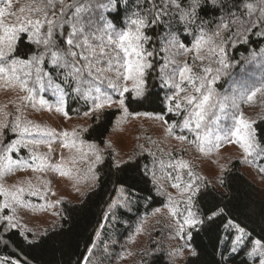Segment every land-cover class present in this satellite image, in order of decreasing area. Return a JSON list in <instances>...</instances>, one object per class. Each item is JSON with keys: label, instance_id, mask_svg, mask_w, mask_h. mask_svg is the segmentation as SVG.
<instances>
[{"label": "trees", "instance_id": "16d2710c", "mask_svg": "<svg viewBox=\"0 0 264 264\" xmlns=\"http://www.w3.org/2000/svg\"><path fill=\"white\" fill-rule=\"evenodd\" d=\"M25 2L23 8L27 9L38 3V0ZM118 2L119 10L116 9L117 0H64L66 5L76 4L81 7L83 9L81 18L91 19L101 33L111 31L113 28L116 31L129 29L134 31L135 26L131 24V19L135 18L132 16L134 12H138L149 21L157 14L161 16L156 23L141 29L146 36L151 37L144 47L155 53L146 58L151 67L144 68L141 77L142 94L137 97L134 91H129L123 96L114 95L115 100L111 104L115 108L107 105L102 109H96L95 104L99 98L94 99L95 96L88 98V94H94L95 86L102 87L103 92L107 90L105 88L109 85L107 81L103 79L101 83L87 77L85 72L86 81L78 82L69 76L71 68L54 70L50 55H45L44 63L40 67L48 76L43 77L45 93H42V96L52 101L55 90L61 92L64 96V115L74 122L88 121L85 127H78L77 134L83 142L95 146L101 160L95 169L94 187L87 191L80 201L62 204L58 226L32 237L8 222L0 221V264H82L117 190L123 189L128 206L114 212V221H107L111 228L105 227L102 236L103 242L108 245L114 239L117 240V245L111 248L113 264V259L118 257L119 253H124L126 248L129 250L137 228L143 225L145 218L170 204L169 197L160 190L155 181V174L158 172L152 169L154 165H151V162L154 161L150 155L137 151L129 155L125 161H121L107 148L106 141L121 113L130 118H157L174 131H178L177 127L181 125L182 117L174 109L175 106L172 104L174 90L170 86L165 87L166 81L162 72L166 65L169 66L165 45L172 38L186 48H190L202 36L204 39L213 37L215 43H210L213 45L211 47L222 43L229 67L222 70L219 80L215 82V89L218 91L223 90L226 85L236 86L238 80H243L247 74L255 71L257 66L262 67L259 77L252 80L253 84L247 91L257 92L260 112L258 115L261 116L253 121L251 128L254 133L255 153L246 159L253 161L255 155H258L259 159L255 165L246 162L255 169H262L261 175L264 176V20L257 19L264 8V0H202L194 23H187L181 19L180 9L175 7L172 0H118ZM177 2L186 6L188 0ZM248 5H252L251 12ZM72 11L75 12V9ZM24 13L29 15L27 10ZM253 21L255 27L251 26ZM217 29L218 36L214 35ZM68 31H71V27L66 25L65 36ZM19 37L15 44V57L27 60L32 54L44 51L42 44L35 43L36 37L29 38L27 33H21ZM59 43L61 47H66L62 39ZM218 58L219 55L216 56V59ZM187 65L195 73L202 74L196 63ZM199 65L203 68L209 66V59H204ZM211 66L214 70L219 67L215 62ZM31 71L33 75L30 80L37 84L35 71L34 69ZM49 79L52 80L53 87L48 86ZM69 79H72L71 84L68 82ZM57 83L61 85L63 91L54 87ZM78 87L79 92L76 91ZM100 98L98 103L101 104L105 97L101 95ZM121 99L125 101L123 108L119 104ZM14 134L5 129L0 144L2 150L9 144ZM240 158L226 166L221 177L212 183L198 174L195 175L198 191L191 196V205H183L181 208L190 210L200 222L187 228L184 233V248L189 252L181 264H255L247 258L243 250L231 252L229 244L232 237L231 228L228 226L230 222L243 229L250 238L264 244V191L242 172L243 166H249ZM192 170L195 171V168ZM184 198L185 201L181 203L186 202L187 195ZM170 228L168 224L157 223L149 229L144 244L135 245L134 262L131 264H173Z\"/></svg>", "mask_w": 264, "mask_h": 264}, {"label": "rangeland", "instance_id": "374dc122", "mask_svg": "<svg viewBox=\"0 0 264 264\" xmlns=\"http://www.w3.org/2000/svg\"><path fill=\"white\" fill-rule=\"evenodd\" d=\"M25 1L12 0V10L16 12L17 16L21 15L19 10L23 8ZM23 16L26 17L27 14L23 13ZM3 20L9 25L17 23L16 16H5ZM0 35L3 33L0 32ZM205 40L207 39L205 38ZM196 42L190 48H180L175 40L174 43L172 40L167 41L165 45L169 66L164 64L165 67L162 71L164 74H162L166 81L165 87L167 85L174 90L172 96L174 106L180 102L186 107L185 92L180 91L177 94L175 87L176 84L181 83L179 69L183 68L185 63L189 65L196 63V67L202 70L203 66L199 65L201 62L199 57L210 56L208 49L213 45L202 42L200 49L197 50ZM261 71L262 67L257 66L255 71L247 74L243 80H238L236 86L226 85L221 91L215 89L214 83L212 85V103L215 107L208 109L200 129H196L195 118L190 116L189 111H185V107L174 108L182 117V123L177 127V132L160 119L130 118L125 113H121L106 141L107 148L111 149L121 161H125L129 155L137 151L150 155L155 162H151V165H154L151 168L158 172L155 174V181L160 190L169 197L170 204L145 218L143 225L137 228L129 250L126 248L124 253H119L118 257L120 258H114L113 264L134 262L135 245H143L148 230L157 223H165L171 227L172 261L173 264H181L186 253L189 252L187 248H184L183 237L187 228L190 227L184 224L188 210L181 208L187 203H181V201H185V198L183 199L185 195H187V199L191 195V193H183V185L192 182L193 179L195 181L196 174L212 183L221 177L226 166L241 157L244 164L249 166H243L242 172L264 191L262 169H255L246 162L254 165L258 162V155H255L254 159L252 158L253 161L247 160L254 155V147L251 149V154H245L239 146L237 138L231 135L232 131L240 127L237 124L239 119L242 118L252 128L253 121L261 116V114L258 115L257 92L254 91L255 95L251 100L248 99V96L252 92L247 93L253 84L252 80L257 79ZM23 72V69L18 67V75L25 78ZM100 75L109 84L105 86L107 90L103 92L102 87L95 86L99 87L100 91L97 92L95 89L94 94H88V98L95 96L94 99H101L100 97L103 95L105 98L101 104H106L105 101L108 99L111 102L115 100L114 95L120 94L124 86H127L130 92L133 91V81L125 82L122 76H117L116 72L104 71ZM26 79H28L27 89L29 90H22L19 82H9V74H0V144L2 133L6 128L9 132L15 133L10 138L9 144L13 140L21 139L24 127L29 129L39 127L53 135H44L34 130L30 133H23L25 141L38 142L18 144V150H13L11 153L7 152V146L4 150L0 146V169H3V174L0 175V190H2L0 191V221L9 223L5 217L11 216V226L15 225L14 227L23 233L37 237L60 224L63 203L80 201L84 194L94 187L98 152L95 146L90 148L89 145L92 144L83 142L77 134L78 127H85L88 121L74 122L64 115L63 94L55 90L51 98L54 100L48 101L50 99L42 96V93L45 92L41 90L40 85L35 84L34 81L32 83L30 78ZM112 84L117 87L113 88ZM141 85L140 77V88ZM181 87L184 88L186 85H181ZM187 87V94H192L190 86ZM82 93L84 94V91ZM107 105L114 106L110 103L99 109ZM221 105L223 106L222 110ZM58 108L61 111H57ZM186 119L189 120L187 127L184 124ZM16 125L19 127L17 128ZM14 128L15 131H13ZM65 132L69 133L68 137L62 135ZM180 136L185 139L180 140L178 138ZM198 137L202 139H198ZM65 144L68 146L65 147ZM201 146L204 151L200 150ZM9 157H11V161ZM178 162L186 163L188 168H178ZM192 168H195V171ZM189 171L193 173V177H189ZM177 176L180 177L179 181L176 179ZM177 183L182 185L180 189L173 187ZM19 189H23V192H20ZM33 192L36 194L33 195ZM4 193H9V195L6 196ZM11 193L18 195L19 202H13ZM5 202L9 203V208H3ZM127 206L123 189H118L82 264H111V248L117 245V240L114 239L109 245L103 242V231L106 229L105 227L111 228L107 221H114V212L117 209H126ZM228 226L232 231L229 243L230 251L236 253L243 250L248 259L258 264V256H249L248 253L258 247L254 242L259 240L250 238L245 231L240 233L239 229L241 228L232 223H229ZM238 236L243 237L242 243L236 242ZM260 244L264 245L261 242ZM234 247L235 251H233Z\"/></svg>", "mask_w": 264, "mask_h": 264}, {"label": "snow or ice", "instance_id": "6c2138e0", "mask_svg": "<svg viewBox=\"0 0 264 264\" xmlns=\"http://www.w3.org/2000/svg\"><path fill=\"white\" fill-rule=\"evenodd\" d=\"M201 2L202 0H188L185 6L183 3H178L177 0H172L175 7L180 9L181 19L187 23L195 22V19H197V10L200 8ZM0 5H2L0 6V32L3 33V35H0V74H9L10 83L19 82L22 90H29L27 89L28 79L26 78H30L33 75L31 69H34L35 82L39 84L41 90H43V77L48 76V73L43 72L40 65L44 63L45 55H50L51 66L54 70L71 68L72 71L69 73V76L72 79L78 80V82L86 81V77L84 76L85 72L87 73V77H91L101 83L103 82L100 75L101 72H116L117 76H122L125 82L132 80V90L135 91L137 97L141 96L140 77L143 76V69L145 67H151V64L146 62V58L155 54L144 47L151 37L146 36L141 29L159 21L161 18L159 14H157L153 20L149 21L143 18L138 12H134L132 16L135 18L131 19V24L135 26L134 31L131 29L116 31L113 28L111 31H104L101 33L99 27L94 26L91 19L84 20L81 18L83 12L81 7L76 4L66 5L64 0H38V3L27 7V9L21 8L19 10L20 16H17L16 12L12 10V0H0ZM119 7L120 5L117 0L116 9L119 10ZM247 7L251 12L252 5H248ZM57 8H59V12H57ZM73 9H75V12L72 11ZM26 10L29 12V15L25 17L23 13ZM5 16H16L17 23L14 25L6 24L3 20ZM257 19L264 20V8L261 9V16ZM66 25L71 27V31H68L65 36ZM251 26L255 27L254 21L251 23ZM224 27H227V25H224ZM57 29H59V33H57ZM21 33H27L29 38L36 37L35 43L37 45L42 44L44 46V51L32 54L31 58L27 60L15 57V44L20 38L19 34ZM257 34L259 35L260 33ZM214 35H219V29H217ZM169 36L171 37V33ZM105 37L107 38L105 39ZM61 39L66 47H61L59 43ZM172 42L174 43V38H172ZM202 42L215 43L213 37L209 36L207 40H205L202 36L201 39H198L196 42L195 47L197 50L200 49ZM179 47L184 48L185 46L180 44ZM208 51L210 54L209 57H199L201 61L209 59V66L201 70L202 74L195 73L193 69L185 63L183 68L179 69L181 83L175 85L177 94H179L180 91L185 92L184 100L186 101V107L180 102H177L175 107L177 109L185 107V111L190 112V116L195 118L196 129H200L208 109L215 107L212 103V85L219 80L222 70L229 67L222 43L216 47H210ZM217 53H219L218 59H216ZM213 62L219 65L215 70L211 66ZM18 67L29 69L23 72V77L25 78L18 75ZM72 79H69V84H71ZM109 83L111 84V81ZM181 85H186V87L182 88ZM48 86L53 87L51 79L48 81ZM187 86H190L192 94H187ZM54 87L63 91L59 83L55 84ZM112 87L116 88L117 85L112 84ZM76 91H80L79 87ZM96 91L99 92L100 88L97 87ZM129 91L130 89L124 86L120 95L123 96L124 93H128ZM254 95L255 92H252V94L248 96V99L251 100ZM105 102L111 103V100L108 99ZM41 103L43 104L44 101L42 100ZM119 104L123 108L125 104L124 99H121ZM102 106L103 105L100 103L95 104L96 109ZM222 108L223 106L221 105V110ZM57 111H61V109L58 108ZM184 124L185 127H187L189 125V120L186 119ZM237 124L240 125V127L232 131L231 135L237 138L239 146L244 150L245 154H251V149L255 143L251 126L245 123L242 118L237 121ZM16 127L18 128L19 125H16ZM33 130L44 135H53V133L40 129L39 127L35 129L24 127L21 133V139L13 140L8 144L6 149L7 152L11 153L13 150H18V144L37 143L38 141H25L23 139V133H30ZM13 131H15V128ZM62 135L68 137L69 133L65 132ZM178 138L180 140L185 139L183 136ZM198 139L202 138L198 137ZM217 139H219V137H217ZM64 146L67 147L68 145L65 144ZM89 147L94 148V145H89ZM200 150L204 151L202 146ZM9 160L11 161V157H9ZM100 160L101 157L97 154L96 161L99 162ZM177 167L185 169L188 168V165L183 162H178ZM2 174L3 169H0V175ZM188 175L189 177H193V173L190 171ZM176 179L179 181L180 177L177 176ZM173 187L180 189L182 185L177 183L174 184ZM19 191L23 192V189H19ZM197 191L198 187L195 185L194 179L192 182L183 185V193H191L186 201L188 205H191V196L195 195ZM32 194L35 195L36 193L33 192ZM4 195L7 196L9 193H4ZM10 195L12 196L13 202H19V197L16 193H11ZM9 207V203L5 202L3 208ZM213 215H216V213H213ZM209 218L211 219V217ZM5 219L11 224V216L5 217ZM198 222L200 221L196 220L194 214L188 210V215L184 219V224L192 226ZM12 226L14 227L15 225ZM239 231L240 233L244 232L243 229H239ZM236 242L242 243L243 237L238 236ZM254 243L258 247L253 248L248 255L253 257L258 256V264H264V245H261L260 241H255ZM235 250L234 247L233 251Z\"/></svg>", "mask_w": 264, "mask_h": 264}]
</instances>
